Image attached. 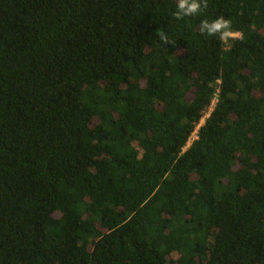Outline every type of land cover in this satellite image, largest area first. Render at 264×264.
I'll list each match as a JSON object with an SVG mask.
<instances>
[{
	"label": "trees",
	"instance_id": "trees-1",
	"mask_svg": "<svg viewBox=\"0 0 264 264\" xmlns=\"http://www.w3.org/2000/svg\"><path fill=\"white\" fill-rule=\"evenodd\" d=\"M175 11L0 0V264H264V0Z\"/></svg>",
	"mask_w": 264,
	"mask_h": 264
},
{
	"label": "clouds",
	"instance_id": "clouds-1",
	"mask_svg": "<svg viewBox=\"0 0 264 264\" xmlns=\"http://www.w3.org/2000/svg\"><path fill=\"white\" fill-rule=\"evenodd\" d=\"M208 7V0H176V11L173 16L177 20L186 17H195L200 15ZM199 32L207 37H217L222 42H228L240 37V33L232 28V21L224 16H219L211 21L201 20ZM158 39L162 45L174 43L169 40L167 32L158 31ZM166 50V49H165Z\"/></svg>",
	"mask_w": 264,
	"mask_h": 264
},
{
	"label": "built area",
	"instance_id": "built-area-1",
	"mask_svg": "<svg viewBox=\"0 0 264 264\" xmlns=\"http://www.w3.org/2000/svg\"><path fill=\"white\" fill-rule=\"evenodd\" d=\"M217 101H218V99L215 98L214 101H213L212 106L210 107L208 113L206 114V117H208V116L210 115V112L214 109V106L216 105V102H217ZM206 117H205V118H206ZM205 118H204V119H205ZM204 119H203V120H204ZM203 120H202V121H203ZM201 124H202V122H201ZM201 124H200V125H201ZM200 125H199V127H200ZM199 127H198V128H199ZM198 128H197V130L194 132V134H193V136H192V137H194V139L197 137ZM189 144H190V142H189Z\"/></svg>",
	"mask_w": 264,
	"mask_h": 264
},
{
	"label": "rangeland",
	"instance_id": "rangeland-1",
	"mask_svg": "<svg viewBox=\"0 0 264 264\" xmlns=\"http://www.w3.org/2000/svg\"><path fill=\"white\" fill-rule=\"evenodd\" d=\"M229 45V43H227ZM205 122V119L202 121V124ZM192 140H194V137L191 138L190 143H192Z\"/></svg>",
	"mask_w": 264,
	"mask_h": 264
}]
</instances>
